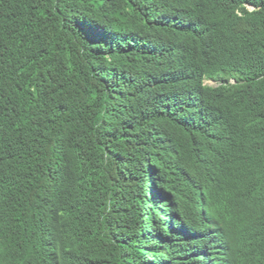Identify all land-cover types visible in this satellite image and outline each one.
<instances>
[{"label": "trees", "instance_id": "16d2710c", "mask_svg": "<svg viewBox=\"0 0 264 264\" xmlns=\"http://www.w3.org/2000/svg\"><path fill=\"white\" fill-rule=\"evenodd\" d=\"M0 264H264V0H0Z\"/></svg>", "mask_w": 264, "mask_h": 264}, {"label": "rangeland", "instance_id": "374dc122", "mask_svg": "<svg viewBox=\"0 0 264 264\" xmlns=\"http://www.w3.org/2000/svg\"><path fill=\"white\" fill-rule=\"evenodd\" d=\"M205 83L207 85H211V86H217V85H219V83L217 81H213V80H206Z\"/></svg>", "mask_w": 264, "mask_h": 264}]
</instances>
